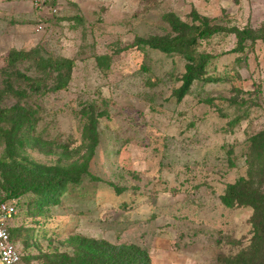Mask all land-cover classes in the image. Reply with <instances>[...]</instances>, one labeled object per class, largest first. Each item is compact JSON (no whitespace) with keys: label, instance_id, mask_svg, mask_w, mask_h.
<instances>
[{"label":"rangeland","instance_id":"1","mask_svg":"<svg viewBox=\"0 0 264 264\" xmlns=\"http://www.w3.org/2000/svg\"><path fill=\"white\" fill-rule=\"evenodd\" d=\"M171 17L236 26L254 39L240 51L234 33L200 40L212 79L194 80L178 99L185 57L151 46L177 34ZM38 47L73 64L64 89L31 92L36 140L23 156L81 162L86 118H97L99 141L88 172L56 206L38 215L29 192L5 200L16 206L11 226L21 228L14 239L22 255L73 254V234L137 245L153 264H222L249 245L252 207L221 198L247 176L253 146H264V0H0V88L6 72L38 75L29 61H5L12 49ZM43 80L51 85L54 73ZM260 176L264 195V169Z\"/></svg>","mask_w":264,"mask_h":264},{"label":"trees","instance_id":"2","mask_svg":"<svg viewBox=\"0 0 264 264\" xmlns=\"http://www.w3.org/2000/svg\"><path fill=\"white\" fill-rule=\"evenodd\" d=\"M165 17L168 18V15ZM169 22L177 34L169 40L153 42L151 46L166 53L178 52L185 57L182 84L175 91L178 99L186 94L194 80L212 79L207 75V65L211 56L205 52L198 53L196 50L200 40L222 32L234 33L238 38L236 50L240 51L244 48L246 40L254 39L250 32L240 30L236 26L226 27L208 21H203L200 26H191L172 17L169 18ZM39 50L40 47L9 51L5 57L7 68L17 62L29 61L38 72V77L22 74L13 78L12 74L6 72L4 86L0 88V140L3 143V152L0 155V190L5 194L0 197V203L6 202L7 198L19 197L29 192L35 197L34 200L30 199V202L33 201L38 215L56 206L61 196L69 191L70 185L75 186L81 182L82 176L88 172L89 160L94 155L99 141L97 118H86L90 122H85V125L91 124V128L85 126L82 135L87 152L81 156V162L45 165L23 156L25 147L34 145L36 140L32 132L38 118V106L29 101L31 92L42 95L49 91L64 89L73 64L71 59L53 55L47 57ZM53 73L55 80L50 85L43 79ZM13 79L25 85L13 86ZM12 96L16 98V102L8 106L4 100ZM262 134L264 136V132ZM247 161L249 164L247 176H240L235 182L228 184L221 199L227 206L252 207L253 213L250 218L252 237L246 248L224 257L222 264H264V195L257 187L261 181V171L264 169V146L255 144ZM15 217L16 214L13 220ZM11 223L9 232L11 240L15 243V231L18 228L11 226ZM30 237L34 239V235L30 234ZM66 241L73 247V254L57 249L52 252L40 250L37 255H22L19 251L21 262L30 264L35 260L37 264H153L149 254L134 244L115 245L82 234L70 235ZM23 246L26 249L28 242H24Z\"/></svg>","mask_w":264,"mask_h":264},{"label":"built area","instance_id":"3","mask_svg":"<svg viewBox=\"0 0 264 264\" xmlns=\"http://www.w3.org/2000/svg\"><path fill=\"white\" fill-rule=\"evenodd\" d=\"M41 6L47 0H32ZM17 213L13 202L0 203V264H22L21 254L15 243L11 240L9 225Z\"/></svg>","mask_w":264,"mask_h":264}]
</instances>
